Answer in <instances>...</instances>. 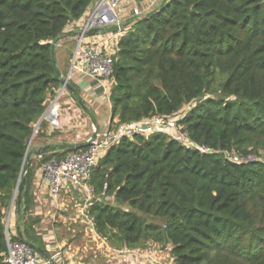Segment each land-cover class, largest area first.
<instances>
[{"label":"trees","instance_id":"16d2710c","mask_svg":"<svg viewBox=\"0 0 264 264\" xmlns=\"http://www.w3.org/2000/svg\"><path fill=\"white\" fill-rule=\"evenodd\" d=\"M97 1L0 0V264L28 144L61 87L52 45ZM113 77L111 128L188 107L179 124L210 152L162 133L123 139L90 180L97 234L117 248L168 245L173 264H264V0H168L130 25ZM87 149L31 155L18 225L46 253L34 174Z\"/></svg>","mask_w":264,"mask_h":264},{"label":"built area","instance_id":"2783aa9c","mask_svg":"<svg viewBox=\"0 0 264 264\" xmlns=\"http://www.w3.org/2000/svg\"><path fill=\"white\" fill-rule=\"evenodd\" d=\"M162 1L98 0L85 18L68 27V32L77 34L75 37L76 48L67 74L68 81L70 82L75 75L96 81L103 90V101L110 104V93L114 84L115 56L119 51L121 38L130 28V25L124 28V25L130 19L145 17L158 7ZM121 9L123 13L120 15ZM111 27H117L119 30L117 32L100 33L95 36L86 35L94 29H109ZM67 93L65 87L62 86L58 89H52L45 103L46 111L35 127V134H37L39 124L42 122H47L52 130L62 129L61 121L64 110L61 102L63 96ZM186 113L182 111L168 118L156 115L141 122L125 124L114 129L110 125H99L97 138L86 151L71 153L61 160H50L41 167L40 176L48 187L51 201L59 205L60 195L64 190L67 188L76 190L83 203L80 210L81 220L88 225L90 232L99 241L108 246L103 238L97 234L95 223L89 215L90 208L95 200H98L90 185L93 170L97 167L100 159L123 139L132 140L135 137L149 139L160 133L166 134L170 139L177 141L184 147L197 149L201 153H209L210 150L205 146L193 143L188 132L179 124ZM228 157L234 162L242 161L234 155ZM6 225V264H48L26 244L13 241L10 237L9 224L6 223ZM50 257L56 264H69L61 248H56Z\"/></svg>","mask_w":264,"mask_h":264},{"label":"crops","instance_id":"0c3cea01","mask_svg":"<svg viewBox=\"0 0 264 264\" xmlns=\"http://www.w3.org/2000/svg\"><path fill=\"white\" fill-rule=\"evenodd\" d=\"M69 35H71V33L70 31L68 32V28H67L65 40L70 39L71 41H74L75 37ZM65 40H63L61 43H63ZM72 81H74L75 85L72 86L77 91L78 97L85 102L86 108L94 115V118L97 121V125L101 126V124H106L111 126V103L108 104L107 102L103 101L104 100L103 92L101 91L98 83L91 79L80 77L78 75H75ZM72 98L75 100V104L68 105L69 103L66 102L68 106L66 105V109L63 108L64 114L62 116V121H61L62 130H52L47 122H43L45 123V125L42 127H41L42 123L39 124V129L37 133L38 135L35 139H33L30 146L31 151H37L38 149L42 148L47 144L61 142L64 136L65 137L68 136L67 133L70 130L69 128L72 126L73 123H75V121L81 124L84 123L85 121L84 118L86 113L82 109V107L78 104L77 98L73 96ZM106 111L109 113L108 118H106ZM86 116L91 121L90 117L87 114ZM99 119H103V120L99 121ZM82 136L85 137L84 135ZM81 141H86V140H81ZM32 192L35 199V209L32 215L33 217H37L41 220L40 225H45L46 222L48 224L50 220H53L54 223L57 222L56 224L59 225V226L57 225L54 226L57 230L63 229L66 233L68 232L69 235V233L75 231L76 228L74 226L80 224V226L83 225L85 229L82 230L81 233L84 231L85 233L84 236L85 238H87L86 234L88 231L90 232V228L80 218L81 204L79 203L81 200L76 190L71 188H67L66 190H64L63 197L62 199H60V204L58 205V209H57L59 220H56L54 218L55 214L52 212L53 202L50 199L48 187L40 176V170H37L34 174L32 180ZM6 222L9 224V231L11 235L12 236L18 235L17 232L18 212L17 210L12 211L11 206L7 213ZM43 228L46 229V226H44ZM54 231H55L54 229L53 231L48 230V234L44 238L45 241L44 243L46 244L48 251L47 253L49 255H52L53 251L56 248H59V245L57 246L56 243H53L57 239L56 236L57 233L56 231L55 232ZM69 242L68 241L64 242L62 245V247L65 248L63 252L65 254V257H67L69 264H87L83 260L84 257H81L83 254H79L81 255L79 257L73 256L72 254L73 250L77 251L78 253L77 249H79L81 250V253H86L88 252L89 249H92L91 252L95 255L97 259L98 258L97 253L102 250V246H103L101 242L97 240V237L93 233H91L88 239L85 240V243H81L80 246H74V244H71ZM102 252L103 250L101 251V253ZM99 261L100 259L98 258L96 261H94V263L96 264ZM102 262L108 264V261L106 259L103 260ZM88 264H92V263H88Z\"/></svg>","mask_w":264,"mask_h":264},{"label":"rangeland","instance_id":"374dc122","mask_svg":"<svg viewBox=\"0 0 264 264\" xmlns=\"http://www.w3.org/2000/svg\"><path fill=\"white\" fill-rule=\"evenodd\" d=\"M121 13H123L122 9L120 11V15H121ZM59 44H60L59 48L57 47L58 48L57 49V63H58V66H59L61 73L64 76H66L69 72L77 43L75 40L71 41L70 39H67L63 43H59ZM70 84L75 85L74 81H72V80L70 81ZM101 91H103V90L101 89ZM66 102L69 103L68 105L75 104V100L68 93L63 96V99L61 102L62 108L66 109V105H67ZM182 111L187 112L188 107H185V109ZM108 117H109V113L106 111V118H108ZM84 119H85V121L83 124L75 121V123H73L72 126L69 128L70 130L67 133L68 136L67 137L64 136L62 138L61 142H59V143L85 142V141H81V140L87 141L91 137V135L93 134L94 130H93V125H92L91 121L89 120V118L86 116V114H85ZM101 120H103V119H99V121H101ZM114 128L115 127H113V129ZM60 130H62V129H60ZM37 133H38V131H37ZM36 135L37 134H35V136ZM82 135H84L85 137H83ZM253 160H257V159H253ZM63 194H64V191L61 193L60 199H62ZM79 204L82 205L83 204L82 201H80ZM52 205H53L52 206V212L55 214L54 218L56 220H59V215L57 213L58 204L53 203ZM11 207H12V211H15L16 210V203L14 202ZM56 223H54L53 220H50V222L48 224L46 222L45 225H40V224L37 225L36 229L39 232V235L43 239V241H44V238L48 234V230L53 231V229H54L57 233V235H56L57 239L53 243H56L57 246L59 245V248H61L62 251L65 250V248L62 247L64 242L70 241L69 243L74 244V246H80V244L85 243V240H87L88 237L91 235V233L88 231L86 234L87 238H85L84 231L81 233L82 230H85L84 226L83 225L80 226V224L75 225L74 226L76 228L75 231L69 233V235H68V232L66 233L63 229L57 230L54 226H56V225L59 226V225ZM44 226H46V229L43 228ZM60 228H62V227H60ZM72 237H74V238H72ZM103 240L105 241V243H107L108 246H105L100 241L101 244L103 245L102 246V250H103L102 253L103 254L101 253L102 250L97 253L98 254L97 256L100 259V261L97 262L96 264H106V263L102 262L105 259L108 261V264H142V263L143 264H173L172 263L173 258L170 254V246H168V245H161V244L154 243L152 241H148L143 246H140V247L117 248V247L113 246L107 239L103 238ZM75 249H77V248H75ZM77 250H78V253L75 250L72 251L73 256L79 257V256H81L79 254H83L81 257H84L83 260L87 264L88 263L95 264L94 261H96L98 259V258L96 259L95 255L91 252L92 249H89L88 252H86V253H81V250H79V249H77ZM104 255L107 257H105ZM66 259H67V257H66Z\"/></svg>","mask_w":264,"mask_h":264},{"label":"water","instance_id":"95a60500","mask_svg":"<svg viewBox=\"0 0 264 264\" xmlns=\"http://www.w3.org/2000/svg\"><path fill=\"white\" fill-rule=\"evenodd\" d=\"M168 0H163L162 3L156 7L153 11H151V14H153L154 12H156L157 10H159V8L163 7ZM137 18H133L130 19L125 25V27H128L129 25H131L134 21H136ZM119 29L117 27H111L109 29H94L91 30L90 32H88L86 35L87 36H95L97 34L100 33H108V32H117ZM69 36L72 37H76L77 34H71ZM66 37L64 36L63 38L58 39L57 41H55L52 45V63L54 66V70L56 73L57 78L59 79L61 86L65 87V89L67 90V92L73 96L77 98V102L78 104L82 107V109L85 111V113L90 117L92 125H93V129L94 132L91 135V137L85 141V142H78V143H51V144H47L45 146H43L42 148L38 149L37 151H31L30 150V146L35 134V131L31 137V140L28 144V149H27V155L25 157L22 169H21V174H20V181L18 184V188L15 191L14 194V198L13 201L11 203V206L13 205V203L15 202L16 199V195L18 193V201L19 204H21L22 201V195L23 192L25 190V186L27 183V171H28V167H29V163H30V158L31 155H35L37 157H41L45 154H49V153H56V152H66V151H80L82 149H86L89 148L91 146V144L96 140L97 138V134H98V125H97V121L94 118V115L86 108L85 102L78 97L77 91L75 90V88L70 84V82L68 81V76H64L58 66L57 63V47L59 46V43H61L63 40H65ZM112 119V117H111ZM20 215V209L18 210V216ZM20 217V216H19ZM17 232H18V237L20 238V241L24 244H26L27 246H29L31 249L34 250V252L43 260H45L46 262H48V264H56L55 261H53L50 257V255L48 253H46L43 249L35 246L34 244L30 243L29 241L25 240L23 238L22 232H21V225L17 226Z\"/></svg>","mask_w":264,"mask_h":264}]
</instances>
